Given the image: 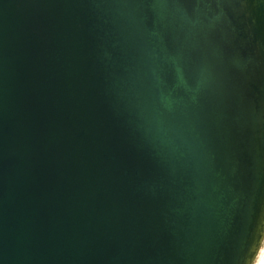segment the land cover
<instances>
[{"label":"water","instance_id":"water-1","mask_svg":"<svg viewBox=\"0 0 264 264\" xmlns=\"http://www.w3.org/2000/svg\"><path fill=\"white\" fill-rule=\"evenodd\" d=\"M262 15L258 0H0V264H248Z\"/></svg>","mask_w":264,"mask_h":264},{"label":"rangeland","instance_id":"rangeland-1","mask_svg":"<svg viewBox=\"0 0 264 264\" xmlns=\"http://www.w3.org/2000/svg\"><path fill=\"white\" fill-rule=\"evenodd\" d=\"M261 236L257 240L255 251L253 252V255L250 257V260L248 264H257L259 261L260 256L264 252V231H260ZM261 252V253H260Z\"/></svg>","mask_w":264,"mask_h":264},{"label":"bare ground","instance_id":"bare-ground-1","mask_svg":"<svg viewBox=\"0 0 264 264\" xmlns=\"http://www.w3.org/2000/svg\"><path fill=\"white\" fill-rule=\"evenodd\" d=\"M259 1V3H260V5H261V8H262V18H263V20H264V0H258ZM263 33H264V30H263ZM261 229V231L263 232L264 231V215H263V218H262V227L260 228ZM261 236V234H258V236H257V240L259 239V237ZM262 237V236H261ZM256 243H254V246H253V252L255 251V248H256ZM253 252L251 253V256L253 255ZM261 253V252H260ZM254 256V255H253ZM248 263V262H247ZM257 264H264V252H263V254L260 256V258H259V261H258V263Z\"/></svg>","mask_w":264,"mask_h":264}]
</instances>
